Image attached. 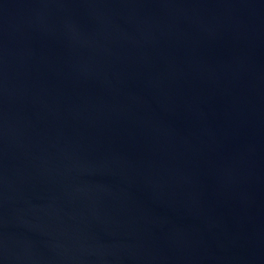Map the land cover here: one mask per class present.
Listing matches in <instances>:
<instances>
[{
    "label": "water",
    "instance_id": "1",
    "mask_svg": "<svg viewBox=\"0 0 264 264\" xmlns=\"http://www.w3.org/2000/svg\"><path fill=\"white\" fill-rule=\"evenodd\" d=\"M0 264H264V0H0Z\"/></svg>",
    "mask_w": 264,
    "mask_h": 264
}]
</instances>
